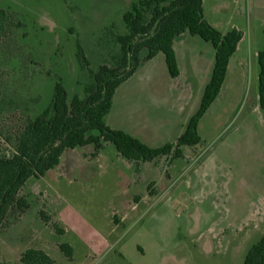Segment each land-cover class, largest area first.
Here are the masks:
<instances>
[{
	"label": "rangeland",
	"instance_id": "374dc122",
	"mask_svg": "<svg viewBox=\"0 0 264 264\" xmlns=\"http://www.w3.org/2000/svg\"><path fill=\"white\" fill-rule=\"evenodd\" d=\"M137 1L0 0L8 16L0 33V157L13 156L28 122L51 106L56 82L70 102L86 97L93 80L77 60V41L93 70L113 65L120 54L116 38L128 33L123 16ZM204 13L222 33L241 31L243 41L199 123L202 142L184 147L183 157L139 164L112 144L101 156L92 145L65 151L59 167L31 178L21 191L30 209L0 231V264H22L30 248L58 264H244L264 236L258 64L264 0H204ZM184 41L181 58L188 52L201 71L214 65L211 44L189 33ZM153 64L156 72L144 69L120 89L106 123L161 147L177 141L200 101L195 92L179 114L159 61ZM140 116L148 121L138 122ZM42 211L52 224L42 221ZM63 244L74 249L71 259Z\"/></svg>",
	"mask_w": 264,
	"mask_h": 264
},
{
	"label": "trees",
	"instance_id": "16d2710c",
	"mask_svg": "<svg viewBox=\"0 0 264 264\" xmlns=\"http://www.w3.org/2000/svg\"><path fill=\"white\" fill-rule=\"evenodd\" d=\"M123 19L128 33L116 38L120 54L114 56L113 65L105 64L93 70L81 42L77 41V60L93 80L85 87L86 97L76 95L70 102L63 83L56 82L51 106L28 122L18 136L14 155L0 157V231L10 226L12 218H20L30 209L27 199L21 196L28 181L44 177L58 167L67 150L92 145L94 156H98L107 144H112L122 158L139 164L165 156L183 157L184 147L202 142L199 123L221 93L230 59L243 38L242 32L232 29L222 33L214 27L205 17L203 0H138ZM7 20L6 13L0 11V33ZM187 32L213 46L215 64L199 109L190 118L184 133L175 143L151 147L125 131L108 126L106 117L112 111L117 90L144 63L163 53L170 76L180 75L174 42ZM144 51H147L145 57ZM258 64L259 102L264 112V50L258 53ZM40 216L45 224H52L43 211ZM52 226L62 234L56 224ZM60 249L66 257H73L71 245L63 244ZM21 263L58 264L46 251L35 248L22 254ZM244 264H264V236L249 249Z\"/></svg>",
	"mask_w": 264,
	"mask_h": 264
},
{
	"label": "crops",
	"instance_id": "0c3cea01",
	"mask_svg": "<svg viewBox=\"0 0 264 264\" xmlns=\"http://www.w3.org/2000/svg\"><path fill=\"white\" fill-rule=\"evenodd\" d=\"M203 7H204V0H203ZM221 7H219V9H221ZM223 10H227L226 8H223ZM206 17V16H205ZM209 22L210 20L207 19ZM211 23V22H210ZM213 26L217 27V25H215L214 23H211ZM263 26V25H262ZM188 33V32H187ZM187 33H184L183 35H181L180 37H178L175 42H174V49L176 52V56H177V61H178V66H179V70H180V75L177 78H172L169 74L168 68H167V64L165 66L166 60H165V56L163 53H159L155 58H153L152 60L144 63L138 70L137 72L133 75V77L131 79H129L128 81H132V79H134V77H136V75H138V73H140L141 71H143L145 69L146 74L150 75L151 73H154V71L156 72L155 68V64H153L155 61H159L161 68L157 69L158 71H161V75L163 77H166V81H167V88L169 90H173L175 93V96L177 98L176 100V108L178 113L181 114L186 111V107L190 104L191 99L193 98L195 92H197V100L200 101L201 103V99L205 90L206 85L208 84V82L211 79L212 76V72H213V68L214 65H212V67H210V69H206L204 71H201L199 68V64L195 63V59H194V64L192 63V59L193 56L187 52L185 54V56H183L181 58L180 54H179V50L181 51L182 49H186V42L184 41ZM243 39L241 40V42L238 45V49L237 52L234 54L236 55L238 53V51L241 48V43H242ZM183 42V43H182ZM161 55L163 56V58H161ZM233 57L230 59V63H229V69L231 68L232 65V59ZM163 61V62H162ZM165 61V63H164ZM215 64V62H214ZM183 66H184V71H183ZM200 71V72H199ZM152 77V76H151ZM226 80V79H225ZM126 81L125 83H123L119 89L117 90L115 96H114V101H113V108L115 107V103L116 100L118 99V92L120 91V89L128 84ZM223 88V87H222ZM222 91V90H221ZM219 97V96H218ZM142 113H144V111H141ZM111 113V112H110ZM141 117V116H140ZM148 118L145 117H141L140 119H138V122H147ZM118 130V129H117ZM123 131V130H122ZM126 133H129L130 135L139 138L137 135H134L132 132L128 131L126 129L125 131ZM184 133V132H183ZM182 133V134H183ZM181 134V135H182ZM180 137V136H179ZM140 139V138H139ZM142 140V139H140ZM143 141V140H142ZM145 142V141H143ZM108 147V146H107ZM106 148V147H105ZM106 149H104L103 151L100 152V156L104 154V151ZM118 154V152H117ZM98 155V156H99ZM119 155V154H118ZM62 161V160H61ZM61 164V163H60ZM60 166V165H59ZM58 166V167H59ZM57 168V167H56ZM54 170V169H53Z\"/></svg>",
	"mask_w": 264,
	"mask_h": 264
}]
</instances>
